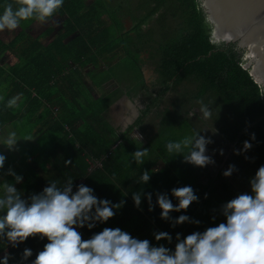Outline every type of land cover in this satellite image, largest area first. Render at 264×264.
Instances as JSON below:
<instances>
[{
  "label": "trees",
  "instance_id": "obj_1",
  "mask_svg": "<svg viewBox=\"0 0 264 264\" xmlns=\"http://www.w3.org/2000/svg\"><path fill=\"white\" fill-rule=\"evenodd\" d=\"M8 4L15 9L17 0H0V15ZM55 16L61 19L60 28L56 31L50 25L43 35L50 37L49 43L39 49H22L21 33L8 43L0 32V80L7 75L9 89L14 93L0 99V129L16 119L17 116L7 117L3 108L18 94L20 99H28L30 107L37 106L28 117L29 122L42 100L59 104L57 117L42 136L46 142L42 153H47L46 158L52 163L48 178L52 177L58 186L71 178L73 191L76 185L84 184L99 199L113 204L125 201L106 223L97 224L91 230L78 228L83 239L104 228L119 227L139 239H147L155 228L167 232L160 218L161 211H149L146 195H142L138 209L132 194H147L149 185L154 189L153 185L159 184L164 176L180 179L179 170L187 171L189 178L197 172L193 165L175 168L171 160L164 170L151 174L155 162L147 163L145 158L143 164L133 161L132 154L137 150L128 139L129 130L119 133L128 91L143 92L146 112L166 101L169 108L157 115L163 117V123L175 126L187 123L191 129L184 128L183 136L191 137L209 126L210 133L216 137L213 139L220 140L218 150L208 147L216 160L223 162L234 145L226 170L230 165L236 170L229 177L230 182L225 183V192L231 190L232 199L238 194L250 193L249 180L264 165V92L244 68L245 61L235 44L212 41V24L207 21L200 0H93L91 5L85 0H63L61 8L46 21L52 22ZM103 17L110 22H101ZM125 18L134 23L129 31H125ZM24 22L30 25L40 21L32 18ZM28 40L35 45L36 37ZM10 52L17 62L5 65L4 58ZM70 60L75 62L74 67H70ZM144 64L153 66L156 74L150 85L143 78ZM4 83L3 88L7 89L8 83ZM32 92L38 98H32ZM198 100L211 108L210 119L202 118ZM193 112L196 114L190 115ZM174 132L163 128L154 145L162 146L172 140ZM119 140L124 144L118 146ZM245 141L252 144L246 152L243 151ZM56 154L60 155L59 161L53 160ZM67 161L71 163L66 165ZM145 170L151 174L147 184L139 179ZM173 184L165 186L164 193H171L176 186ZM206 189L210 190L209 197L214 195L210 187ZM32 193L37 192L21 195L27 198ZM199 203L193 202L188 213L183 210L170 216L175 220L187 215L192 221L209 218V212L200 209ZM132 222H136L135 232L131 230ZM190 225L184 223L180 231ZM47 243L46 238L29 237L13 248L0 239V259L8 252L12 256L9 264H31ZM25 248H30L33 255L22 262Z\"/></svg>",
  "mask_w": 264,
  "mask_h": 264
},
{
  "label": "clouds",
  "instance_id": "obj_2",
  "mask_svg": "<svg viewBox=\"0 0 264 264\" xmlns=\"http://www.w3.org/2000/svg\"><path fill=\"white\" fill-rule=\"evenodd\" d=\"M62 5L63 0H17L15 9L12 4H8L0 15V32L16 30L22 20L35 18L44 22ZM19 99L20 94L10 99L7 107H14ZM197 103L200 104L198 111L202 118L210 119L211 108L203 101L198 100ZM133 135L139 142L142 140L139 134ZM211 143L210 138L199 132L178 142H168L166 147L169 153L183 156L185 163L204 168L215 163L206 154L207 146ZM17 144L15 132H11L3 142L9 152L15 151ZM251 147L252 144L245 141L243 151ZM148 152L147 148L138 149L132 154L133 161L143 164V157ZM220 154L223 155L222 150ZM5 160L6 156L0 153V169H3ZM70 163L67 161L66 165ZM235 170V166L230 165L223 175L230 177ZM156 171L153 169L152 173ZM151 174L145 170L140 181L147 184ZM5 175L13 177L15 183L0 181L3 188V194L0 195V239L7 241L13 248L23 244L29 237L39 236L48 241L31 264H264V165L250 178V193L238 194L221 205L220 214L226 222L183 238L177 233L174 250L163 244L153 245L148 239L134 238L119 227L104 228L85 240L78 228L87 227L91 230L97 224L106 223L115 216L116 210L124 206L125 201L113 204L107 199H99L94 195V190L84 184L76 185L73 191L71 178L63 186L52 181L41 192L24 198L15 186L22 182L23 177L11 168ZM142 195H146L149 211H152L153 194L150 192L133 193L134 205L140 208ZM171 197L178 203L174 205L168 194H156V205L161 210L162 220L170 221L173 227L184 223H200L192 221L187 215H180L175 220L170 216V213L187 210L193 202H198L199 198L191 186L173 188ZM153 235L157 242H172L168 232H156ZM32 255V250L25 248L22 262ZM10 259L11 254L5 252L0 264H9Z\"/></svg>",
  "mask_w": 264,
  "mask_h": 264
},
{
  "label": "crops",
  "instance_id": "obj_3",
  "mask_svg": "<svg viewBox=\"0 0 264 264\" xmlns=\"http://www.w3.org/2000/svg\"><path fill=\"white\" fill-rule=\"evenodd\" d=\"M89 4L91 5L90 0ZM60 22L61 19L58 18V16H55L52 20V22L44 21V22H38V23H31L30 25H27L24 20L20 21V25L17 28L18 32L16 35H14L11 39L7 40L2 31V35L5 38V40L10 43L12 39H14L17 35L20 33L22 34V39L20 42L21 48L25 47H31V48H41L49 43L50 37H43L45 32L48 31V28L50 25L55 28L57 31L60 28ZM130 27H127L125 31H129ZM34 38L36 37L35 45L31 43L28 38ZM4 64L5 65H13L17 62L16 57L10 52L5 58H4ZM70 67L75 66V62L73 60L69 61ZM0 63V67H1ZM144 66L142 65V74L143 78L145 79L147 83V72L148 69H144ZM69 74V71H67ZM7 82V89H4L3 86H5V83ZM10 80L8 79L7 75H5L0 80V99H6L10 94L14 95L11 89H9ZM9 89V90H8ZM134 96L136 99H139V101H128L127 104L123 102L124 104V112H123V122L121 125V129L119 130L120 134H124L128 132V139L131 141L130 143L132 146L135 147L136 150L138 149H149L148 155L143 157L146 159L147 163L153 164L152 170L157 169L154 174L159 173L160 171L164 170L166 167V164H171V160L174 164L175 168L182 169L184 167H191L190 164H187L183 160V156L169 153L167 150L166 145L168 142H178L181 141L184 136L188 137V135L183 136L182 130L185 128V131L191 129L190 126H188L187 123L180 124L179 126L172 125L170 123H163L162 119L163 117H158L157 113L162 112L164 113L166 111V107L169 108L165 103L164 105H159L156 107H150L149 111L147 108V102H144V100H141L142 98L145 99V96L143 92L139 91L135 93ZM26 98V97H25ZM32 98H38L36 92H32ZM125 101V100H124ZM37 106L30 107L28 104V99L21 98L17 101V104L12 107H4L3 111L4 114L7 115V117H11L16 119L11 120L10 122L6 123V126L2 129H0V153L4 154L6 156L5 164L3 169H0V181L7 180L10 183H15L14 178L11 176L5 175L7 173L8 169L11 168L16 174L21 175L23 177V180L21 183L16 184L15 186L21 193H27V192H41L43 188L52 181V177H49V172L52 168V163L49 162V159L46 158L47 153H42L43 144H46L44 142V138L42 137L45 131L52 125V120L57 117V113H59V104H52L50 102H47L46 100H42V105L36 110L35 116L32 118L31 122H29L28 117L32 115L34 109ZM146 113V114H145ZM11 115V116H10ZM15 115V116H14ZM131 115V116H128ZM127 117H130L128 119ZM17 127H19L17 129ZM131 128V130H130ZM163 128H169V130H173L174 132V138L172 140H169L162 146H155L154 140L157 138V136L160 135V131ZM68 130V128H67ZM16 133V138L18 140V144L15 151H7V149L3 146V142L6 139V137L11 133ZM133 134H139L142 136V140L139 142L138 138L134 137ZM59 137L58 139H60ZM127 139V140H128ZM214 140V139H213ZM219 140V139H218ZM43 141V142H41ZM124 144V141L119 140L117 145ZM116 145V146H117ZM164 146V147H163ZM233 147V146H232ZM233 150V149H232ZM49 151V150H48ZM47 151V152H48ZM185 153L187 152V149L184 150ZM207 155L212 157V159L215 161L214 164H210L204 168H198L196 174L189 178L188 172L184 173V171L176 169L181 171V174L179 177L180 179L173 180L170 176H164L160 180L159 184L153 185L154 189L149 185V190L147 189V193H152L150 190H153L152 195V204L153 209H157L159 211L160 208L156 205V194L157 193H163V194H171V193H164V187L169 186L170 182L174 183L172 188L183 187V186H191L195 192V194L198 196V201L200 202V209H204L206 212H209V218L206 217H200L194 221H199L200 223L197 225L195 223H191L190 227H184L182 228V231H180L182 225H177L175 227L172 226V223L170 221L162 220L163 224L167 227V232L172 236V242L169 244L167 241H159L157 242L154 238L153 233L156 232H163L159 228H155V230H151L150 234L148 235L147 239L153 244H163L171 249L174 250L175 243H176V235L177 233L181 234V238L196 232L200 231L203 232L208 227H214L218 225L221 222H226L225 217L220 214V208L221 205L225 204L227 200H231V190H228L225 192V183L230 182L229 177H225L223 173L226 171V162L228 158L223 160V163H218L215 160L214 152L208 149L207 147ZM54 161H59L60 155L56 154ZM36 162L35 165H31L32 163ZM93 168V164L91 166ZM66 170L65 168L61 171ZM152 173V172H151ZM207 187H210L214 195L210 194V190L206 189ZM167 189V188H166ZM170 192V191H169ZM3 194V188H2V182H0V195ZM213 194V193H212ZM170 196V195H169ZM204 197V198H203ZM172 200V203L175 205L178 203V201L175 198H170ZM148 205V203H147ZM149 208V205L147 206ZM192 206L190 205L189 208L186 211H190ZM177 218V217H176ZM174 220V219H172ZM193 224V225H192ZM154 227L156 225L153 224ZM136 222H132L131 230L133 229V232H135ZM141 228H143V225H141Z\"/></svg>",
  "mask_w": 264,
  "mask_h": 264
},
{
  "label": "water",
  "instance_id": "obj_4",
  "mask_svg": "<svg viewBox=\"0 0 264 264\" xmlns=\"http://www.w3.org/2000/svg\"><path fill=\"white\" fill-rule=\"evenodd\" d=\"M200 1L212 24V41L235 44L244 68L264 92V0Z\"/></svg>",
  "mask_w": 264,
  "mask_h": 264
},
{
  "label": "rangeland",
  "instance_id": "obj_5",
  "mask_svg": "<svg viewBox=\"0 0 264 264\" xmlns=\"http://www.w3.org/2000/svg\"><path fill=\"white\" fill-rule=\"evenodd\" d=\"M90 1H93V0H90ZM95 1V0H94ZM87 2H89V1H87ZM102 20H101V22L102 21H105V22H110V21H107L106 19H105V17H103V18H101ZM124 23H127V22H131V19L130 18H125L124 20ZM17 32H18V29H16V30H13V31H8L7 29L6 30H4L3 31V35H4V37L7 39V40H9V39H11L14 35H16L17 34ZM2 35V36H3ZM144 65H146V64H144ZM144 69H148V72H147V84L148 85H150L151 83H154V79L156 78V74H155V71H154V68H153V66H151V65H146V66H144ZM128 92H130V94L126 97V99H125V104H127V102L128 101H135V100H137V101H139V99H136L135 97H137V96H134L135 95V93H137L136 91H128ZM141 100H144V102H146V100L144 99V98H142ZM166 103V101L162 104V105H164ZM128 116H131V115H128ZM128 119H130V117H127ZM202 132H201V135H203V136H205L206 138H209V136H211L212 137V139L213 138H216V137H214V135H212L211 133H210V131H211V128L208 126V127H204V128H201L200 129ZM219 141L220 140H218V139H214L213 141H212V143L209 145V146H207V147H210V149H212V150H218L219 149V146H217L218 144H219ZM232 150V146H230V151ZM230 151L228 152V154H227V156L224 158V160L226 159V158H229V156L231 155L230 154ZM232 152V151H231ZM214 156H215V154H214ZM215 158V157H214ZM220 158H223V157H220ZM216 160V159H215ZM218 163L220 162V163H223V162H221V161H219V160H216ZM231 184H233V179H232V181H231ZM250 187V186H249ZM249 190H250V188H249ZM0 258H1V255H0Z\"/></svg>",
  "mask_w": 264,
  "mask_h": 264
},
{
  "label": "flooded vegetation",
  "instance_id": "obj_6",
  "mask_svg": "<svg viewBox=\"0 0 264 264\" xmlns=\"http://www.w3.org/2000/svg\"><path fill=\"white\" fill-rule=\"evenodd\" d=\"M201 2V1H200ZM124 22V21H123ZM124 26H125V29L127 28V27H130V30L133 28V26H134V23L131 21V22H127V23H124ZM156 79V78H155ZM155 79H154V81H155Z\"/></svg>",
  "mask_w": 264,
  "mask_h": 264
}]
</instances>
